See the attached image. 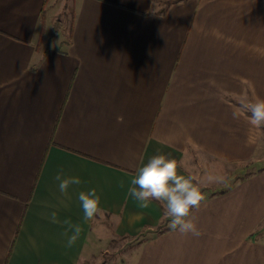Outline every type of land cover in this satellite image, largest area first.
Wrapping results in <instances>:
<instances>
[{"label":"crops","instance_id":"crops-1","mask_svg":"<svg viewBox=\"0 0 264 264\" xmlns=\"http://www.w3.org/2000/svg\"><path fill=\"white\" fill-rule=\"evenodd\" d=\"M168 1L74 0L49 42L56 0H0V264H88L141 232L118 264H264V170L201 201L199 236L157 234L161 203L127 193L156 154L216 185L215 165L249 163L262 137L241 106L264 100V0ZM58 172L82 183L62 195ZM91 188L103 214L85 222Z\"/></svg>","mask_w":264,"mask_h":264},{"label":"clouds","instance_id":"clouds-1","mask_svg":"<svg viewBox=\"0 0 264 264\" xmlns=\"http://www.w3.org/2000/svg\"><path fill=\"white\" fill-rule=\"evenodd\" d=\"M241 109L253 127L264 128V100L257 99L242 105ZM240 114L241 112H234L233 115L237 117ZM179 167L177 161L166 154L153 155L136 169L127 193L142 208H147L153 201L160 202L173 231L199 236V230L191 215L203 201L204 195L191 177H185L178 172ZM55 180L62 195L68 193L70 186L82 183L79 176L65 177L62 172L57 173ZM77 199L85 222L94 221L103 214L101 197L95 188L80 191ZM50 219L53 223L58 222L55 211L51 213ZM63 223L68 225V231L71 232L67 237V246L71 247L77 240L81 227L69 220Z\"/></svg>","mask_w":264,"mask_h":264},{"label":"rangeland","instance_id":"rangeland-1","mask_svg":"<svg viewBox=\"0 0 264 264\" xmlns=\"http://www.w3.org/2000/svg\"><path fill=\"white\" fill-rule=\"evenodd\" d=\"M74 0H56V7L54 10V21L52 22V28L49 30L50 39L52 41L51 35L53 30L56 28L58 31V37L64 36L69 31L71 27L72 20L75 16V4ZM55 38V39H56ZM262 129V137L260 139L259 147L257 148L254 159L247 164L242 165H231V166H221L215 165L217 168L216 180L220 183L212 184L208 188L200 189L204 195V198L209 197V195L219 193L233 186L235 183L252 176L262 170H264V128ZM107 223V222H106ZM110 223L106 224L107 228H110ZM170 228L169 222L166 220L163 223V230ZM159 232V229L155 231ZM154 232V233H155ZM152 234L147 232H141L138 235H114L110 242L106 244L105 248L102 249L100 255L89 262L88 264H118L123 261V258L127 253L138 246L146 238L150 237Z\"/></svg>","mask_w":264,"mask_h":264},{"label":"trees","instance_id":"trees-1","mask_svg":"<svg viewBox=\"0 0 264 264\" xmlns=\"http://www.w3.org/2000/svg\"><path fill=\"white\" fill-rule=\"evenodd\" d=\"M179 1H181V0H169L167 3H168V5H171V4L176 3V2H179ZM42 21H43V19H42ZM56 28H57V25H56ZM56 28L53 30V33H52V35H51V38H52V39H55V38L58 36V31H57ZM262 171H263V170H262ZM260 172H261V171H260ZM162 228H163V227L158 228V229H159V232H158L157 234H161V233H163V232L166 231V229L163 230Z\"/></svg>","mask_w":264,"mask_h":264}]
</instances>
